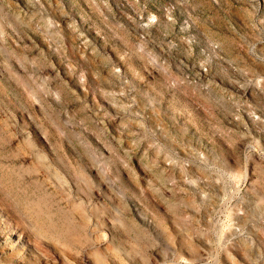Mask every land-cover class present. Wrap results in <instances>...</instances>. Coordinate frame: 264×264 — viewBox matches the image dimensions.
I'll return each instance as SVG.
<instances>
[{
	"label": "rangeland",
	"instance_id": "374dc122",
	"mask_svg": "<svg viewBox=\"0 0 264 264\" xmlns=\"http://www.w3.org/2000/svg\"><path fill=\"white\" fill-rule=\"evenodd\" d=\"M0 264H264V0H0Z\"/></svg>",
	"mask_w": 264,
	"mask_h": 264
},
{
	"label": "bare ground",
	"instance_id": "6f19581e",
	"mask_svg": "<svg viewBox=\"0 0 264 264\" xmlns=\"http://www.w3.org/2000/svg\"><path fill=\"white\" fill-rule=\"evenodd\" d=\"M41 205L42 200L40 199L35 206L40 226L51 235H54L63 241H75V234H78L79 228L72 223L70 217L62 210H57L53 214L45 212L43 205ZM55 216L59 217L60 220L64 222L61 224L58 223L55 220ZM20 247L22 248L25 246L21 244ZM96 257L99 258L97 255Z\"/></svg>",
	"mask_w": 264,
	"mask_h": 264
}]
</instances>
